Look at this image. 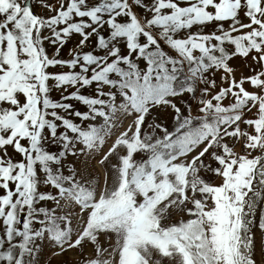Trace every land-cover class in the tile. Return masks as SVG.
Wrapping results in <instances>:
<instances>
[{"label": "snow or ice", "instance_id": "1", "mask_svg": "<svg viewBox=\"0 0 264 264\" xmlns=\"http://www.w3.org/2000/svg\"><path fill=\"white\" fill-rule=\"evenodd\" d=\"M81 156L116 157L98 197ZM45 241L71 264H264V0H0V264Z\"/></svg>", "mask_w": 264, "mask_h": 264}, {"label": "rangeland", "instance_id": "2", "mask_svg": "<svg viewBox=\"0 0 264 264\" xmlns=\"http://www.w3.org/2000/svg\"><path fill=\"white\" fill-rule=\"evenodd\" d=\"M183 6V5H182ZM33 10L34 12L39 13L40 9L37 8L35 6V4L33 5ZM212 28V26H210L208 29H206V31H210ZM196 28L193 29V31H195ZM73 46L72 44L69 45V47ZM65 55H66V49H65ZM250 62V61H249ZM246 61H243L239 58L235 59L234 61H232V66L235 69V75L236 78L239 79L241 76H247L250 73V69L247 67V63ZM143 66V65H141ZM217 81L219 82V74L217 75ZM245 87L248 88L249 91H252L253 89L249 87V85L245 84ZM90 91V89H89ZM52 97L54 99H59V93L56 91H53L51 93ZM229 101L225 100L224 104H228ZM193 114L196 115L197 114V109L196 106L193 105ZM155 115V113H154ZM249 116H251V113L249 114ZM129 120H124L123 121V126L124 128L127 127L128 123L130 122ZM162 123L166 124L167 126L171 127L168 120L167 119H162L161 120ZM97 123H99V121H97ZM242 128H244V125H241ZM123 128L118 129V131H122ZM115 137L113 136L111 139L108 140V142L105 144L104 146V152L107 151L108 147L110 146V144L112 143V140ZM237 151H240L239 145L237 146ZM10 154L13 155V158L18 160L20 159V157L14 153H12L11 149H9ZM258 153H253V155H256ZM101 156L103 155V152L100 154ZM136 159H140L141 157L139 155H137L135 157ZM69 161H74L77 170H79V172L83 173L85 175L86 178L91 179L92 177H95L96 179L92 180L93 184H96L98 182L99 187L96 189V194L97 197L100 193L101 190H103L104 185H105V172H107V184L108 187L112 186V181H113V174H112V169H111V164L116 162V157L113 156L110 161L104 165H101L98 161L100 160V156H97L95 159H91L89 160V162L87 164L84 163L85 161V157L81 156L79 157V159H74L73 157H68L67 158ZM206 179L210 180L213 183H219L218 180L215 179V177L212 176H208L205 177ZM41 190L43 191L44 188L42 187ZM48 207H51V203H49L47 205ZM181 218L183 219H188L189 217L185 214V213H180L179 215L173 213L172 218L170 221H166L167 223H174V222H178ZM75 221H73V225L75 226ZM100 242L104 247H108V240L105 236H101L100 237ZM57 249L52 247L51 245L48 244V242H44L43 245V249L39 254V264H71V262L76 261V260H80L81 259V253L78 250H72V251H68L62 255H54L53 253L56 252ZM93 253V248L91 246L86 245L84 250H83V254L84 256H91ZM259 259V255L257 257ZM165 264H167V261H165Z\"/></svg>", "mask_w": 264, "mask_h": 264}, {"label": "water", "instance_id": "3", "mask_svg": "<svg viewBox=\"0 0 264 264\" xmlns=\"http://www.w3.org/2000/svg\"><path fill=\"white\" fill-rule=\"evenodd\" d=\"M30 2H31V0H30Z\"/></svg>", "mask_w": 264, "mask_h": 264}]
</instances>
